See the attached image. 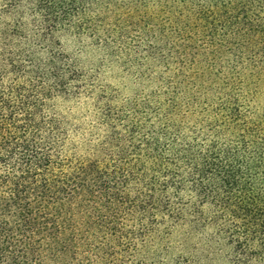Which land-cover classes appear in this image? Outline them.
<instances>
[{
  "label": "trees",
  "instance_id": "obj_1",
  "mask_svg": "<svg viewBox=\"0 0 264 264\" xmlns=\"http://www.w3.org/2000/svg\"><path fill=\"white\" fill-rule=\"evenodd\" d=\"M4 1L27 13L0 20V264H264V115L177 105L262 96L264 0H134L168 23L141 35L173 61L160 107H92L72 134L56 101L107 91L54 31L94 0Z\"/></svg>",
  "mask_w": 264,
  "mask_h": 264
},
{
  "label": "rangeland",
  "instance_id": "obj_2",
  "mask_svg": "<svg viewBox=\"0 0 264 264\" xmlns=\"http://www.w3.org/2000/svg\"><path fill=\"white\" fill-rule=\"evenodd\" d=\"M9 4V1L5 4L4 0H0V20L2 23L13 24L15 14L20 13L22 9L6 13L9 11L7 10ZM135 4L139 3L134 0H94V4L76 2L72 4V9L76 11L73 18L76 20L78 30L72 33L69 31L71 36L61 34L63 33L61 29L68 28L67 23L60 26L56 23L57 31L54 32L60 37L59 44L66 48L67 57L77 63L81 77L94 78L96 87H105L107 91L103 93L96 90L97 94L90 96L81 92L69 101L63 102L60 99L56 101L55 107H60L62 115H65L66 126L71 134L79 123L84 124L86 129L92 125L94 121L93 115L91 116L92 107H160L152 98L151 81L155 77H166L168 72L164 66L173 61L166 59L162 65L158 62L159 54L147 56L145 51L156 45L149 44L141 35L142 29L147 27L146 23L157 20L152 28L158 26L167 28L168 23L164 16L158 17L153 14L151 17L150 9L147 11V14L150 13L148 18H145L144 12H130L129 8H133ZM22 11L27 13L26 8ZM22 23L23 27L28 28L24 30L26 33L33 32L35 26L30 22L29 15L24 16ZM261 93L262 96L255 97L251 96V93L245 95L234 93L226 96L221 90L209 92L208 95L196 92L191 94V106L182 104L183 102L177 105L225 107L227 102L231 105L235 101L232 107H246L247 110L252 108V112L264 115V93ZM253 99L256 104L252 103ZM192 118L191 115L189 119L187 118L189 123Z\"/></svg>",
  "mask_w": 264,
  "mask_h": 264
}]
</instances>
